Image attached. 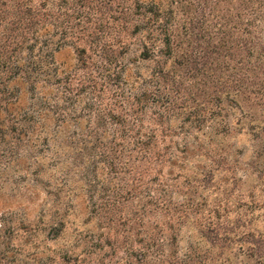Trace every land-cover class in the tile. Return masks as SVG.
I'll return each mask as SVG.
<instances>
[{
  "label": "trees",
  "instance_id": "16d2710c",
  "mask_svg": "<svg viewBox=\"0 0 264 264\" xmlns=\"http://www.w3.org/2000/svg\"><path fill=\"white\" fill-rule=\"evenodd\" d=\"M260 109L264 0H0V150L43 195L37 227L85 204L68 264H264ZM247 126L260 193L232 218L247 181L221 140Z\"/></svg>",
  "mask_w": 264,
  "mask_h": 264
},
{
  "label": "rangeland",
  "instance_id": "374dc122",
  "mask_svg": "<svg viewBox=\"0 0 264 264\" xmlns=\"http://www.w3.org/2000/svg\"><path fill=\"white\" fill-rule=\"evenodd\" d=\"M214 3L212 4L214 5ZM219 4L223 9L221 10L223 13L227 2L222 1ZM212 17L214 16L211 15V19H218L216 16L215 18ZM59 57L61 60L70 61L72 55L67 50L60 53ZM256 117L257 123H264L263 110H258ZM250 131L249 126L241 132L234 130L225 140H221L232 163L231 169L234 170L237 178L247 181L244 183L239 182L236 192L229 199V213L232 218L243 215L244 218L251 219L253 214L246 210V207H240L238 204L241 197L240 193H245L242 196L244 198L248 197L251 189L257 188L256 194L260 193L256 179L244 177V174L246 175L250 169L248 164L257 149V142ZM15 155L17 154L0 150V216H5V220L9 218L10 223H13L12 226L9 224L2 226L0 223V264H68L64 258L66 239L73 237L79 231L87 229L84 222L88 220L89 212L80 199L77 202L76 209L69 216L70 222L63 231L61 225L51 231L45 229L44 226L37 227L39 224L37 221L40 220L39 203L43 195L37 196L32 190L29 180L24 174L20 175L21 164L16 161ZM228 173L222 171L217 177L220 179L225 174H231ZM261 212L264 211L256 210L254 213L258 216ZM26 219H28L27 222H32L31 225L26 222ZM21 221L26 222L28 228H13V225H19ZM256 221L260 227H264V216ZM89 226H92V224ZM19 249H22L21 252ZM111 250L104 255L105 263L115 264L116 258L114 255L111 256ZM123 255L124 253L120 252L118 256Z\"/></svg>",
  "mask_w": 264,
  "mask_h": 264
}]
</instances>
